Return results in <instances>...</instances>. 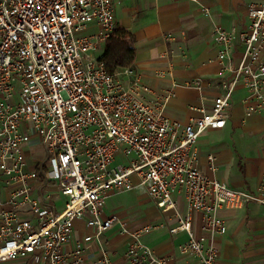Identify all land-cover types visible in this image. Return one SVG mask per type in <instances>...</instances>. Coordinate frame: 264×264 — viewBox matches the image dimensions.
Listing matches in <instances>:
<instances>
[{"label": "built area", "instance_id": "obj_1", "mask_svg": "<svg viewBox=\"0 0 264 264\" xmlns=\"http://www.w3.org/2000/svg\"><path fill=\"white\" fill-rule=\"evenodd\" d=\"M120 4L0 0V180L13 186L12 208L0 210V264L21 258L83 264L85 244L117 221L116 215L104 217L109 195L138 187L162 212H173L172 233L189 235L181 255L218 264L215 239L227 230L220 210L249 202L264 206V177L248 192L198 164L199 138L225 127L237 90L248 92L252 112L264 109V0L248 4L249 23L242 29H214L221 90L212 108H201L188 123L171 118L167 103L182 85L203 94V79L173 82L158 93L134 68L110 72L98 56L117 28ZM33 143L43 147L44 158L29 161L25 150ZM207 159L215 173L216 157ZM180 190L186 213L174 199ZM53 192L66 197L62 207L54 206ZM196 214L204 235L193 230ZM83 218L95 235L70 248L75 221ZM153 229L130 232L126 264H169L142 241Z\"/></svg>", "mask_w": 264, "mask_h": 264}, {"label": "crops", "instance_id": "obj_2", "mask_svg": "<svg viewBox=\"0 0 264 264\" xmlns=\"http://www.w3.org/2000/svg\"><path fill=\"white\" fill-rule=\"evenodd\" d=\"M120 1L115 10L116 23L117 27L126 28L135 37L133 68L155 91L165 93L173 82L182 84L197 78L188 75L197 73L202 65L218 68L219 78L220 67L214 61L219 45L213 34L214 29H242L249 23L248 4L263 0ZM90 30H96V26L93 25ZM168 34L170 37L166 38ZM105 46L100 47L98 56H103ZM181 48L187 51L181 54ZM162 73L165 75L160 76ZM213 86H218V91L212 89ZM207 87L203 94L195 88L176 87V97L167 103V114L177 121L188 123L191 118L201 115V108L209 111L214 95L221 89L219 83ZM246 98L248 92L237 90L225 127L210 129L201 135L198 140V164L202 171L233 188L255 192L264 177V109L252 112ZM237 142L242 143L244 148ZM35 146L42 148L40 153L32 151ZM25 151L29 161L45 157V150L37 143L26 147ZM209 155L216 157L218 170L215 173L209 170ZM12 188L0 180V210L12 208L9 204ZM174 199L178 210L186 213L183 191L176 192ZM65 200L66 197L62 195L53 196V204L59 208ZM106 204L104 217L116 215L117 221L110 230L94 236L85 244L83 264H126L130 232L148 225L154 229L146 233L142 241L156 256L166 257L169 264H198L195 256L180 253V247L188 242L189 235L185 231L171 232L177 225L173 212H162L142 188L113 192ZM219 214L226 221L227 230L215 239L220 252L218 264H264V206L249 202L242 208L221 209ZM123 229L127 232L123 233ZM193 230L198 236L205 234L201 229L200 214L194 216ZM91 235H95V231L87 225V220L77 219L70 248ZM1 264L37 263L21 258Z\"/></svg>", "mask_w": 264, "mask_h": 264}, {"label": "trees", "instance_id": "obj_3", "mask_svg": "<svg viewBox=\"0 0 264 264\" xmlns=\"http://www.w3.org/2000/svg\"><path fill=\"white\" fill-rule=\"evenodd\" d=\"M134 35L122 26H118L107 40L104 54L101 58L108 70L114 72L118 68L134 66L136 57Z\"/></svg>", "mask_w": 264, "mask_h": 264}, {"label": "rangeland", "instance_id": "obj_4", "mask_svg": "<svg viewBox=\"0 0 264 264\" xmlns=\"http://www.w3.org/2000/svg\"><path fill=\"white\" fill-rule=\"evenodd\" d=\"M179 51H180L181 54H184L185 51H187V50L181 48ZM216 59L217 58H215V60H214L215 62L217 61ZM207 66H211V65H202L201 70H199L197 73L189 74L188 76H196L197 78H200V79L205 78L207 81H205L204 79L203 80L208 84V86H210V85L212 86L213 84L216 85L218 83V81H219V78H217L219 70H218V68L212 69L211 67H207ZM214 76H216V77H214ZM192 78H194V77H192ZM208 88H211V87H207V89ZM212 89H217L216 91H218V86H216V87L213 86ZM237 144H239V146L241 148H244V145L242 143L237 142ZM40 149H42V148L38 147V146H35V147H33L32 151L35 152V153H37V152L40 153L41 152Z\"/></svg>", "mask_w": 264, "mask_h": 264}]
</instances>
